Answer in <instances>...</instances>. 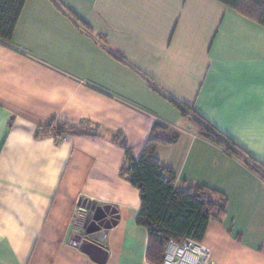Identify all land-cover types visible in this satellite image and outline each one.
Masks as SVG:
<instances>
[{"label":"crops","instance_id":"crops-1","mask_svg":"<svg viewBox=\"0 0 264 264\" xmlns=\"http://www.w3.org/2000/svg\"><path fill=\"white\" fill-rule=\"evenodd\" d=\"M59 2L93 32L54 0H27L12 40L0 41V264H153L140 193L111 137L123 132L139 158L158 120L180 135L156 149L177 184L228 198L202 239L212 264H264V178L170 100L264 163V26L219 0ZM52 119L91 121L100 135L37 138ZM83 200L111 213L102 244L78 221Z\"/></svg>","mask_w":264,"mask_h":264},{"label":"trees","instance_id":"trees-1","mask_svg":"<svg viewBox=\"0 0 264 264\" xmlns=\"http://www.w3.org/2000/svg\"><path fill=\"white\" fill-rule=\"evenodd\" d=\"M224 5L235 9L244 17L264 26V0H219ZM27 0H0V41L10 42ZM60 8L80 26L93 32L90 25L75 12L64 8L59 0H54ZM104 43L105 39L99 36ZM121 60H126L121 52H114ZM182 116L190 117L197 133L220 146L225 151L242 161L246 166L264 178V163L249 155L226 134L220 131L191 105L178 102L170 97ZM100 125L91 121L78 124L52 119L47 125L39 128L36 137L55 136L57 139L69 135L99 136ZM179 133L162 122L156 121L146 139L139 158L134 155L125 135L116 131L111 139L125 151V160L121 167L122 176L126 177L139 190L141 208L137 223L148 229L149 242L147 259L153 264H162L168 241L174 239L182 242L192 237L202 241L208 224L212 219L226 214L228 198L220 190L204 184H194L188 188L180 187L173 170L163 165L156 156L160 145L177 142ZM264 251V245L261 247Z\"/></svg>","mask_w":264,"mask_h":264},{"label":"built area","instance_id":"built-area-1","mask_svg":"<svg viewBox=\"0 0 264 264\" xmlns=\"http://www.w3.org/2000/svg\"><path fill=\"white\" fill-rule=\"evenodd\" d=\"M162 264H212L211 249L192 237L168 241Z\"/></svg>","mask_w":264,"mask_h":264},{"label":"water","instance_id":"water-1","mask_svg":"<svg viewBox=\"0 0 264 264\" xmlns=\"http://www.w3.org/2000/svg\"><path fill=\"white\" fill-rule=\"evenodd\" d=\"M82 206L83 209L78 218L82 224V230L95 242L104 243L106 234L111 228L112 218L109 216L111 213H103L107 208L87 200H83Z\"/></svg>","mask_w":264,"mask_h":264},{"label":"flooded vegetation","instance_id":"flooded-vegetation-1","mask_svg":"<svg viewBox=\"0 0 264 264\" xmlns=\"http://www.w3.org/2000/svg\"><path fill=\"white\" fill-rule=\"evenodd\" d=\"M105 220V219H104ZM106 222V221H105Z\"/></svg>","mask_w":264,"mask_h":264}]
</instances>
